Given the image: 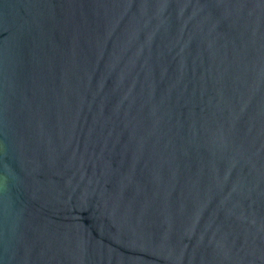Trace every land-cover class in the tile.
<instances>
[{
  "label": "water",
  "instance_id": "95a60500",
  "mask_svg": "<svg viewBox=\"0 0 264 264\" xmlns=\"http://www.w3.org/2000/svg\"><path fill=\"white\" fill-rule=\"evenodd\" d=\"M0 264H264V0H0Z\"/></svg>",
  "mask_w": 264,
  "mask_h": 264
}]
</instances>
